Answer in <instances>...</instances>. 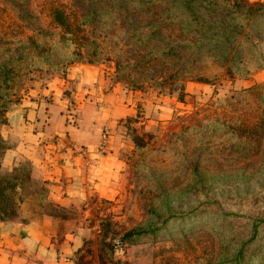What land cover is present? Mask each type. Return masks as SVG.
Returning a JSON list of instances; mask_svg holds the SVG:
<instances>
[{
	"label": "rangeland",
	"instance_id": "obj_1",
	"mask_svg": "<svg viewBox=\"0 0 264 264\" xmlns=\"http://www.w3.org/2000/svg\"><path fill=\"white\" fill-rule=\"evenodd\" d=\"M141 1L149 12L158 10ZM136 2L0 0V134L8 112L27 100H50L54 85L62 84L65 112L76 116L68 68L102 65L132 108L117 128L122 163L115 193L92 198L89 211L68 215L62 224L70 229L80 216L86 226L78 264H238L237 252L239 264H264V127L256 125L264 59L249 48L257 42L264 51V12L244 28L251 36L241 46L248 73L228 76L198 54L153 59L157 38L143 49L138 36L130 38L131 17L147 18L135 11ZM60 5L71 23H84L73 26L70 36L54 19ZM3 159L2 173L17 167L29 176L18 216L44 207L61 213L44 204L45 185L29 159L14 157L6 165ZM137 230L148 232L123 239Z\"/></svg>",
	"mask_w": 264,
	"mask_h": 264
},
{
	"label": "crops",
	"instance_id": "obj_2",
	"mask_svg": "<svg viewBox=\"0 0 264 264\" xmlns=\"http://www.w3.org/2000/svg\"><path fill=\"white\" fill-rule=\"evenodd\" d=\"M107 74L102 65L75 63L68 68L66 81L73 82L76 116L65 112L62 84L54 85L50 100H27L8 112L4 136L1 133L8 143L4 165L14 157L29 159L34 175L45 185L44 204L61 213L44 207L30 217L22 213L13 221H0V264H78L86 226L80 216L70 229L62 224L68 215L89 211L92 198L115 193L122 163L117 128L132 108ZM105 126L110 136L101 154L97 148Z\"/></svg>",
	"mask_w": 264,
	"mask_h": 264
},
{
	"label": "trees",
	"instance_id": "obj_3",
	"mask_svg": "<svg viewBox=\"0 0 264 264\" xmlns=\"http://www.w3.org/2000/svg\"><path fill=\"white\" fill-rule=\"evenodd\" d=\"M137 1L139 2L135 4V11L146 12L147 18H144L142 22H134L141 13L131 17L132 20L128 24L131 29L130 38L138 36L141 49L147 47L151 39L157 38L155 41L161 44L158 46L156 42L153 43V53L157 56L153 59L167 57L177 61L182 56L190 57L198 54L199 61L210 60L217 63V66L225 69L224 73L228 76H232V73H248L246 64L243 63L244 50L241 46L244 39L249 40L251 36L244 28L257 20L259 22L264 12V4H249L245 0H160L158 4H155V0H149L152 8L158 9L149 12L148 6H144L141 0ZM119 6L123 7L121 4ZM104 9L112 11L110 8ZM53 14L55 21L66 28L63 32L65 36H70L71 32H74L73 26L84 25L83 22L71 23L61 5L53 9ZM170 30L175 33V37ZM163 31L169 32L162 35ZM256 35L261 37L260 34ZM249 48L254 54L258 53L260 60L264 59V51L258 48L257 42ZM151 51L147 49L145 53H151ZM142 57L144 58L145 55L143 54ZM196 61V58L183 59L185 63ZM179 69L186 71V66L181 65ZM259 94L262 104L258 106L256 125L264 127V86L259 88ZM7 148L8 143L0 134V169ZM19 172L20 169L17 167L6 173L0 170V221H13L18 217L22 201L20 191L23 190L26 178L29 181L28 175L25 177ZM38 198L41 199L42 195L38 194ZM147 232L146 230L129 231L124 234L123 239L129 242L134 241ZM234 261L239 264V252L235 254Z\"/></svg>",
	"mask_w": 264,
	"mask_h": 264
},
{
	"label": "built area",
	"instance_id": "obj_4",
	"mask_svg": "<svg viewBox=\"0 0 264 264\" xmlns=\"http://www.w3.org/2000/svg\"><path fill=\"white\" fill-rule=\"evenodd\" d=\"M109 136H110L109 127L108 126L103 127L101 135H100V141H99L98 148H97L99 153L103 154L107 151Z\"/></svg>",
	"mask_w": 264,
	"mask_h": 264
}]
</instances>
